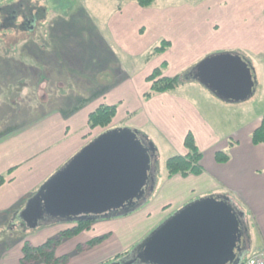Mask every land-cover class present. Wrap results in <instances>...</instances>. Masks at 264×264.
Returning <instances> with one entry per match:
<instances>
[{"label":"crops","instance_id":"1","mask_svg":"<svg viewBox=\"0 0 264 264\" xmlns=\"http://www.w3.org/2000/svg\"><path fill=\"white\" fill-rule=\"evenodd\" d=\"M161 1L166 0H157L148 8H141L131 1L123 2L100 28L97 38L99 41L95 40L93 43L88 39L85 51L93 49L97 53L98 49L108 44L111 47L109 55L113 54L117 62L124 57L132 63L131 69L120 64L119 69L113 73L114 80L107 86L95 88L91 84L90 75L95 70L94 64L84 54L80 57L77 55L74 43L67 44L64 55L52 56L44 61L37 60L42 63V67L36 71V78L46 83L53 81L54 85L56 80L58 88L64 86L59 80H72L74 83L69 87H76V98L80 100V104L74 106L67 117L57 111L53 115L57 118L40 122L56 126L55 130H47L45 142L63 147L64 151L57 153L37 178L27 179L30 180L27 185L19 187L16 186L17 182L14 183V174L20 169L18 166L22 170L23 162L51 153L52 148L46 147L43 152L25 158L15 152L19 159L12 163L10 157L13 153H7L10 157L6 158L7 164L3 172L10 169L14 171L10 176L11 181L0 188V221H5V214L12 207L18 206L25 196L35 190L33 188H38L103 132L88 128L89 114L103 104L116 106V115L108 129L114 126L128 128L138 132L152 144V138L157 137L168 148H173L176 155H185L183 142L186 135L191 133L202 153L204 172L200 176L187 178L174 176L168 179L165 175L159 185L155 184L152 198L146 207L128 216L97 220L91 230L87 231L91 232L89 238L84 235L87 232H83L64 242L56 250L57 257L71 255L76 251V246L107 236L100 245L111 246L101 249L98 245L94 250L98 252L95 264H104L124 252L125 249L118 250L116 246L127 239V234H131L133 229L135 248L182 207L212 196L227 199L241 214L247 230L248 218L255 224L259 246L250 253L246 247L245 255L250 257L259 251L264 253V145L255 146L250 139L264 112L260 110L252 117L248 111V117H244L245 108L238 107L245 104L219 99L188 77L189 71L209 56L237 55L250 67L254 89L260 87L264 95V84L261 85V77L264 81V0H203L195 5H171L169 1L166 2L168 4ZM30 25L32 27L35 24ZM34 28L36 29V25L32 27ZM163 41L168 42L169 47L162 54L153 55L155 45ZM251 62L259 64L262 73H257ZM62 63L65 68L59 69ZM162 64H165L164 76L185 74L187 77L184 83L174 91L145 97L150 88L146 78ZM254 89L249 99L253 97ZM15 128L0 138V158L1 150L7 152L10 148L7 146L17 144L16 140L19 144L23 137L32 133L26 125ZM229 141H234V145L229 147ZM25 146L27 145L23 148ZM222 151L228 152L229 160L220 164L216 162L215 154ZM24 171L30 174L32 169L29 167ZM25 172H20V176H25ZM167 207L169 208L164 211ZM70 227L72 224L59 223L57 230L45 239L33 236L29 243L39 245L53 234ZM93 231L96 233L93 234ZM18 245L16 249L10 247L6 250L0 247V264H20L22 244ZM135 254L136 251L134 256ZM84 256L79 253L68 264H73Z\"/></svg>","mask_w":264,"mask_h":264},{"label":"rangeland","instance_id":"2","mask_svg":"<svg viewBox=\"0 0 264 264\" xmlns=\"http://www.w3.org/2000/svg\"><path fill=\"white\" fill-rule=\"evenodd\" d=\"M202 1L166 0L161 2L163 4L170 3L171 5H174V3L195 5ZM122 3V0H0V132L12 127L24 125L32 131V133H28L23 137L24 139L19 144L16 140L15 143L17 144L7 146L10 147L7 149V152L1 150L0 172L5 174L3 169L7 164L6 158L10 157L7 156L8 152L9 154L13 153L10 157L12 163L19 159L15 152H18L25 158L32 154L37 155L41 151L43 152L46 147L52 148L51 153L47 152L37 159L23 162L22 170L21 166H18L20 169L14 174V183L17 182L16 186L21 187L23 184L27 185L30 183V180L27 179L37 178V175L44 171L57 153L64 151L63 147H56L55 145H51L52 142H45L47 130H55L56 126L51 124L43 125L40 122L57 118L53 116L58 113L57 111L61 112L63 117H67L74 106L77 107L80 104V100L76 98L78 96L75 93L76 87H69V85L74 83L72 80H59L64 86L58 88L56 86V80L54 85L53 81H47L46 83L36 78V71L42 67V63L37 62V60L44 61L52 56L64 55L67 44L74 43V49L77 50V55L79 57L87 56L90 62L94 64L92 65L94 66L93 70L94 68L95 70L90 75L91 84L95 88L96 86L109 85L114 80L113 73L119 69L120 64L131 69L132 63L124 57H122V61L117 62L113 54L109 55L111 47L108 44L98 49L97 53L93 49L85 51L87 49L85 44L88 39L93 43L95 40L99 41L97 38L101 32L100 28L108 21L113 11L118 10V7ZM25 21L26 25H24ZM30 24H35L36 29H32L35 25L31 27ZM160 43H157L155 47L160 46ZM251 65L257 73H262L259 64L251 62ZM60 68H65V64H60ZM58 72L60 73V70ZM38 74L41 75V73ZM182 76L185 79V74ZM261 81V85H263L264 81L262 77ZM255 88L253 97L247 101H242L241 104L245 105L238 107L245 108L243 111L244 117H248V111L251 112L252 117L256 113H259L260 110L264 112V95L260 87ZM193 97L194 95L192 99ZM116 129L121 128L114 126L109 130ZM152 139L154 141V148L156 149L153 160V169L156 178L155 184L159 185L166 175L165 163L167 159L176 155V151L173 148H168L167 144L159 138L154 137ZM24 145H27L25 146L26 148H23ZM65 165L55 171L42 183L45 184L58 171L63 169ZM29 167L32 169V172L27 174L24 169ZM20 172H25V176H20ZM43 184H40L38 188H33L35 190H32L25 196L18 206L12 207L5 214L7 216L4 217L5 221H0V247H4L6 250L10 247L11 249H16L19 246L18 244L29 242L33 236H40L45 239L54 230H57V224L61 222L57 223L54 219L45 217L39 221L34 229H31L21 217V213L28 200L38 192ZM168 208H164L163 210L166 211ZM248 221L249 229L246 231L244 239L246 238L247 251L250 253L257 250L259 245L255 224L251 222L250 218H248ZM128 224L131 225V223ZM113 227L116 228L117 226ZM92 233L94 234L96 232L93 231ZM89 234L91 232L84 233L87 238H89ZM127 236L128 238L122 240L121 244L118 245L119 247L116 246L118 250L121 248L125 249L121 253L120 259H118L119 264L130 261V257H134V251L143 242L138 243L134 248V229ZM102 246L99 244V247L98 245L91 248L84 247L81 252L76 250L73 254H69V257L71 259L79 253L81 255L84 254L85 256L83 258L74 261L73 264H95V258L98 254V252L96 253L94 251L96 250L95 248L106 249L111 245ZM259 252L263 253L261 251ZM113 259L111 258L107 262Z\"/></svg>","mask_w":264,"mask_h":264},{"label":"water","instance_id":"3","mask_svg":"<svg viewBox=\"0 0 264 264\" xmlns=\"http://www.w3.org/2000/svg\"><path fill=\"white\" fill-rule=\"evenodd\" d=\"M217 98L242 102L254 79L239 56L220 54L199 62L188 74ZM156 149L138 132H105L83 147L31 197L21 217L34 229L46 218L65 222L97 220L132 212L149 189ZM240 215L225 198L187 204L162 222L136 249L141 264H236L243 254ZM124 264H132L134 261Z\"/></svg>","mask_w":264,"mask_h":264},{"label":"trees","instance_id":"4","mask_svg":"<svg viewBox=\"0 0 264 264\" xmlns=\"http://www.w3.org/2000/svg\"><path fill=\"white\" fill-rule=\"evenodd\" d=\"M131 1L136 3L141 8H148L152 6L157 0H122V2ZM120 7V6H119ZM118 7V8H119ZM169 47V43L163 41L160 46L154 47L152 50L153 55L162 54ZM165 64L154 69L152 73L146 78L148 83H150L149 91L145 94V97H151L157 94H163L167 92L174 91L178 89L183 83L184 78L182 75H176L173 77H167L163 75V70ZM186 77V76H185ZM116 115V106L100 105L97 109L91 112L88 116V128L89 130L100 129L104 132L108 130V127L112 123ZM16 128L12 127L7 130L0 132V138L11 133ZM101 134V133H100ZM142 136V135H141ZM143 137V136H142ZM145 140L146 138L143 137ZM251 143L255 146L264 145V114L261 117L259 126L251 134ZM229 147L234 145V141L228 142ZM183 147L186 151L185 155H174L167 159L165 163L166 177L168 179L179 176L181 178H187L189 176H200L204 172L202 166V153L196 145L195 139L191 133H188L184 139ZM215 160L217 163H225L229 160L228 152H217L215 154ZM14 169H10L5 174L0 175V188L11 181L10 176ZM149 195V196H148ZM149 199H148V197ZM144 199H142L140 208H144L152 198V194L147 193ZM136 211V210H134ZM56 220V219H54ZM59 223V220H56ZM95 221L89 219H82L73 224L69 229L58 233L57 235L48 238L46 241L39 245H31L29 242H23L21 248V259L20 264H68L70 257L69 255H64L61 257L56 256V250L64 242L78 237L83 232L90 231ZM107 236L98 237L92 239L90 242L86 243L85 246H78L76 250L81 252V250L86 248H91L97 246L104 242ZM123 255V254H122ZM120 255L114 257L104 264H114L118 263ZM247 256L243 257L239 264H246ZM132 264H141L138 260H135Z\"/></svg>","mask_w":264,"mask_h":264},{"label":"built area","instance_id":"5","mask_svg":"<svg viewBox=\"0 0 264 264\" xmlns=\"http://www.w3.org/2000/svg\"><path fill=\"white\" fill-rule=\"evenodd\" d=\"M248 264H264V254L262 253L254 254V256L250 259Z\"/></svg>","mask_w":264,"mask_h":264},{"label":"flooded vegetation","instance_id":"6","mask_svg":"<svg viewBox=\"0 0 264 264\" xmlns=\"http://www.w3.org/2000/svg\"><path fill=\"white\" fill-rule=\"evenodd\" d=\"M153 169H152V167H151V171H150V174H149V176H150V179H153L154 181H155V179H154V177H153ZM241 223H242V221H241ZM242 225H243V227H244V224L242 223ZM246 244V241L245 240H242V242H241V246H244Z\"/></svg>","mask_w":264,"mask_h":264}]
</instances>
